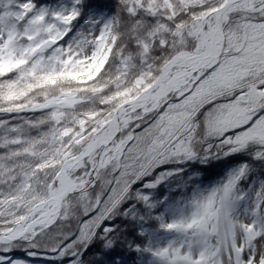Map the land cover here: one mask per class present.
<instances>
[{"label":"snow or ice","instance_id":"obj_1","mask_svg":"<svg viewBox=\"0 0 264 264\" xmlns=\"http://www.w3.org/2000/svg\"><path fill=\"white\" fill-rule=\"evenodd\" d=\"M0 264H264V0H0Z\"/></svg>","mask_w":264,"mask_h":264}]
</instances>
